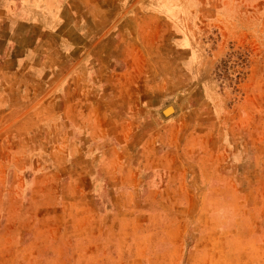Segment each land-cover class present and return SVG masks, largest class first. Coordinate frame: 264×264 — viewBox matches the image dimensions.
I'll return each instance as SVG.
<instances>
[{"label": "rangeland", "instance_id": "374dc122", "mask_svg": "<svg viewBox=\"0 0 264 264\" xmlns=\"http://www.w3.org/2000/svg\"><path fill=\"white\" fill-rule=\"evenodd\" d=\"M0 264H264V0H0Z\"/></svg>", "mask_w": 264, "mask_h": 264}, {"label": "bare ground", "instance_id": "6f19581e", "mask_svg": "<svg viewBox=\"0 0 264 264\" xmlns=\"http://www.w3.org/2000/svg\"><path fill=\"white\" fill-rule=\"evenodd\" d=\"M110 1H111V0H110ZM87 6H88V5H87ZM129 11H130V10H129ZM132 12H133V11H132ZM43 13H44V12H43ZM94 19H96V18H94ZM60 35H61V34H60ZM48 36H49V35H48ZM49 37H50V36H49ZM55 37H56V36H55ZM54 41H55V40H54ZM62 42H63V41H62ZM106 42H107V41H106ZM47 43H48V42H47ZM47 43H46V44H47ZM58 44H59V43H58ZM105 44H106V43H105ZM46 46H47V45H46ZM53 46H54V45H53ZM104 46H106V45H104ZM45 48H46V47H45ZM58 48H59V47H58ZM58 48H57V49H58ZM75 49H76V48H75ZM47 50H48V49H47ZM47 50H45V51H47ZM62 51H63V49H62ZM102 52H103V51H102ZM99 54H100V53H99ZM99 56H100V55H99ZM102 57H103V56H102ZM65 58H66V57H65ZM103 58H104V57H103Z\"/></svg>", "mask_w": 264, "mask_h": 264}]
</instances>
